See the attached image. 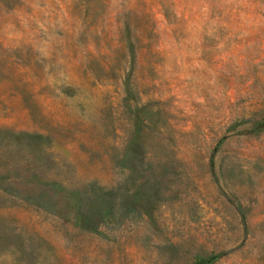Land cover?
<instances>
[{
	"label": "rangeland",
	"instance_id": "rangeland-1",
	"mask_svg": "<svg viewBox=\"0 0 264 264\" xmlns=\"http://www.w3.org/2000/svg\"><path fill=\"white\" fill-rule=\"evenodd\" d=\"M0 264H264V0H0Z\"/></svg>",
	"mask_w": 264,
	"mask_h": 264
},
{
	"label": "trees",
	"instance_id": "trees-1",
	"mask_svg": "<svg viewBox=\"0 0 264 264\" xmlns=\"http://www.w3.org/2000/svg\"><path fill=\"white\" fill-rule=\"evenodd\" d=\"M130 49L134 48L133 44H129ZM116 197L114 191L92 190V198L88 204H82L80 211L84 209L85 222H89L92 225L99 224H113L116 220V216L119 212H122V207H118L113 203V199ZM128 212H135L136 206L134 202L129 204Z\"/></svg>",
	"mask_w": 264,
	"mask_h": 264
}]
</instances>
